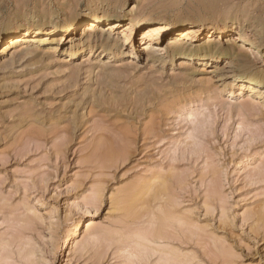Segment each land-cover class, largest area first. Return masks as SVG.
<instances>
[{"label": "rangeland", "instance_id": "1", "mask_svg": "<svg viewBox=\"0 0 264 264\" xmlns=\"http://www.w3.org/2000/svg\"><path fill=\"white\" fill-rule=\"evenodd\" d=\"M93 12L120 23L86 17L37 49L3 33ZM130 15L144 21L127 37ZM147 18L179 25L145 48ZM191 23L232 30L212 37L231 53L181 64L166 41ZM249 75L264 81V0H0V264H264V86L235 79Z\"/></svg>", "mask_w": 264, "mask_h": 264}, {"label": "bare ground", "instance_id": "2", "mask_svg": "<svg viewBox=\"0 0 264 264\" xmlns=\"http://www.w3.org/2000/svg\"><path fill=\"white\" fill-rule=\"evenodd\" d=\"M108 6H111V3H108ZM115 15H117V14H115ZM86 17L90 21V25H89L90 29L97 28L98 26H96L95 24L103 22V23H105V29H103V31L107 29V30H110V33H113L116 26H118L120 23L118 15L113 16L111 18H106V17H103L96 12H93V13H90L87 15L82 14V13H76L75 15H73L70 18L69 21H65L64 24H61V25L52 24L50 27H48V31L44 32V33L41 32L42 29H40V27L36 24L31 25V26L21 25V26L15 28L13 30L12 29L4 30L3 33L5 34V39L8 37L14 36V35H20L22 38L25 39V42H27L26 39L28 37L29 38L38 37V39H34V40L30 41L32 43L37 44V45H34V47H32L33 49L34 48L37 49L38 48L37 46H39V44H44L47 41H49L50 40L49 36L52 34H55L58 31L59 32L61 31V33L63 32L64 34L73 33L75 28L78 26V24L82 20H85ZM154 19L147 18V20L149 21L148 23L150 25L144 30V33L142 36L143 38L141 39V40H143V39L146 40L144 42V45H146V47L143 45L145 48H147L148 43L150 44V42L153 41L154 39H156L160 36L162 37L168 31L169 32L170 31H176V28L179 25L177 22L168 24V23H166V21H163L159 18L155 19V20ZM143 21L144 20H140L136 15H130L129 22L131 23V25L128 24L125 28V31L128 32L127 37H130L132 35V32H133L132 24H139L140 25L141 23H143ZM212 28H213L212 26L211 27L208 26L206 28H203L202 26L194 25L191 23V25H187L186 27H184L179 34L176 35L174 33H171L169 35V38L166 41V46L171 51L172 57L174 58V56H179L181 58L180 61L182 60L181 64H190V61H192L194 59L204 60L206 58L207 59L206 61L212 60V59L216 60V59H218L219 54H225V55L230 54L231 53L230 46H223L220 42L214 41V39L212 37L215 33H219V34H222V33L225 34L226 33L227 34L229 32H232V30H226V28H223V27L222 28L221 27H215L214 29H212ZM204 32H206V34H207V39L205 40V42L203 43L202 46L196 47V45H194V42L197 40V38L202 36V34ZM89 33H86V34L88 35ZM98 34H99V32H98ZM98 34L97 35H95L93 33L89 34L88 38L91 39L92 43H95V42L97 43L98 41H100L101 36H98ZM232 34H233V32H232ZM70 36H74V35L71 34ZM62 38H63V36L61 37V39ZM65 40H66V38H65ZM158 40H159V38L156 40V42ZM85 41H86V43L88 42L86 40V38H85ZM83 43H84V41L82 38L79 40V42L76 43V45L81 46V44L83 45ZM58 44L59 43L55 44L54 45L55 47L53 46L54 50L57 49ZM235 44H237V42H235ZM237 47L240 50H239V53H237L238 55H235V58L237 61H241L243 63V64L240 63V65L242 67H245L246 66L245 64H247L249 62V59H250L248 52L252 50L251 46L240 43L237 45ZM8 48H10L9 42H7V43L4 42V44L2 46L1 53H5L6 49H8ZM84 51H85L84 48L77 49V50L74 49V51H70L69 54L74 57V56H76V54L83 53ZM89 53H92V50H89ZM101 69H102V67H101ZM103 71H104V69H103ZM113 71L114 70L112 69V72ZM121 72H122V70H121ZM104 75H105V73H103V76ZM105 77H106V75H105ZM235 79H239V81L241 82L240 86L243 87L244 85H246L247 86V87L245 86L246 88H250V90H249L250 92L254 90L253 89L254 87H252V85H257V86L263 85L264 86V84H263L264 81L256 79L255 75H249L247 77H236ZM103 81H104V79H103ZM105 81H106V79H105ZM259 97H261V94L259 95ZM109 153H111V151ZM75 229H76L75 232L72 231L73 235H76L78 233L79 227H78V229L77 228H75Z\"/></svg>", "mask_w": 264, "mask_h": 264}, {"label": "snow or ice", "instance_id": "3", "mask_svg": "<svg viewBox=\"0 0 264 264\" xmlns=\"http://www.w3.org/2000/svg\"><path fill=\"white\" fill-rule=\"evenodd\" d=\"M130 3H131V0H130Z\"/></svg>", "mask_w": 264, "mask_h": 264}]
</instances>
